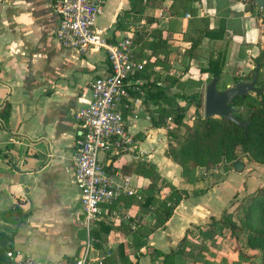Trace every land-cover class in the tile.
Here are the masks:
<instances>
[{"label": "crops", "instance_id": "obj_1", "mask_svg": "<svg viewBox=\"0 0 264 264\" xmlns=\"http://www.w3.org/2000/svg\"><path fill=\"white\" fill-rule=\"evenodd\" d=\"M171 3L172 0H164L148 8L149 16L154 18L151 26L160 29L168 41V54L158 55L163 63L154 64V70L172 75L174 67L183 65L182 56L187 60L184 70L188 65L190 70L196 55L205 59V67L212 49L209 44L217 48V44L226 41L204 38L190 55L187 51L191 43L186 35L193 20L205 19L210 29L217 26L218 0H194L191 6L196 16L189 11L180 16L169 15L166 8ZM228 3L229 17L239 22L237 32L228 29V48L231 41H238L244 51L252 50L255 44L247 38L251 33L248 22L254 19V9L261 11L260 7L251 10L246 0ZM130 7V0L104 1L97 21L104 35L118 36L117 17ZM57 24L53 0H0V232L8 239L5 246L11 245L12 250L36 261H49L78 258L89 244L87 254L92 264L98 259H102V264H125V257L128 264H164L161 252H169L187 231L208 222L224 196H229V190L239 191L234 182L237 176L229 174L232 177L225 179V184L212 183L213 180L206 184L207 178L199 174L202 167H197L188 180L183 168L166 154L167 128L172 124L168 120L165 125L153 124V120H159V108L164 103L146 97L140 86L142 92L135 95L142 100L139 112L136 116L127 114L136 148L120 163L152 164L160 176L158 191L154 193L158 200L169 203L168 184L187 194L182 193L170 217L160 226L155 225L157 203L145 208L141 201L123 202L116 217L103 221L110 225V231L100 234L101 244L96 246L83 226L71 163L78 134L74 114L89 103L93 79L105 74L109 64L103 52L80 53L62 47L55 36ZM257 54L249 56L254 58ZM184 70L174 76L179 82L190 75H184ZM176 85L165 81L166 90ZM192 108L194 113L195 107ZM129 174L139 190L147 189L150 177L137 171ZM192 176L196 177L195 182ZM120 243L123 256L117 249Z\"/></svg>", "mask_w": 264, "mask_h": 264}, {"label": "trees", "instance_id": "obj_2", "mask_svg": "<svg viewBox=\"0 0 264 264\" xmlns=\"http://www.w3.org/2000/svg\"><path fill=\"white\" fill-rule=\"evenodd\" d=\"M164 0H130V8L122 11L117 17V24L115 31H117L121 25V16H127L130 14H142L146 8H153L157 2ZM194 0H172V3L166 8V12L172 16H180L184 12L189 11L196 16L195 8L191 6ZM249 2L251 10L256 5L253 0H246ZM54 2V0H53ZM218 24L216 27L210 29L207 21L201 19L196 22H191V27L186 35L187 39L190 40L191 46L187 53L197 49L204 38L211 41H226L222 47L209 44V55L207 56V64L201 68V72L207 73L209 76L217 77L218 80L221 78L224 72V65L228 57L229 48V32H237L239 22L235 17H229L230 9L228 6V0H218ZM263 23L264 18L260 11ZM148 23L151 24L153 21L152 16H148ZM151 40L147 46H142L143 50H149L148 54H138L136 58L138 60H145L144 70L137 73L135 76L144 79V83L141 85L146 97L153 99L155 103H159L160 100L164 103L159 108V120L154 121V125H165V119H173V122L177 126L173 130H168V147L166 154L174 162L179 164L183 168V172L190 177L197 167L212 168L220 162H228L235 158V151L237 147L241 148L244 155H248L255 161L264 163V85L259 86V73L264 67V48L260 49L258 54L253 58L254 66L252 69V76L254 71H257L256 76V88L258 89L254 93L258 98H254L251 92L243 96H235L232 100L231 105L236 109L234 115L246 122L245 131L242 127L237 125L235 122L225 119L223 117H210L205 118L200 113L202 106V95L200 94H189L185 95H174L169 96L166 94L167 87L165 82L160 81V72L154 70V64L163 63L158 59L159 54H168V41L166 37L162 36L160 29H154L152 32ZM115 34L112 35V38ZM133 46L136 43L133 39ZM242 49V48H240ZM239 49V50H240ZM244 51V50H243ZM152 56L156 58L151 59ZM153 76V78H151ZM170 82L173 84H179L177 77H170ZM211 78V79H212ZM217 80V82H218ZM217 86V85H216ZM218 88V87H217ZM219 89V88H218ZM134 95H140L138 91L131 90ZM176 97L185 100V104L193 105L195 107V117L191 125L185 124L183 121L184 113L187 109L184 105H180L176 101ZM173 104V107L168 105ZM245 107V109H243ZM245 110V113H244ZM124 117L130 113L129 109L122 110ZM174 113V117L171 119V114ZM183 127L182 133L179 132V128ZM240 162V161H236ZM234 162V164L236 163ZM234 164H232L234 166ZM122 171L129 173L137 171L141 174L150 177L151 182L145 191H141V204L145 208H149L153 203H157L158 206L155 210L156 222L155 225H161L171 215L174 207L182 198V193L187 194L186 191L182 190L179 192L173 185H170L171 193L168 196V201L158 200L154 197V193L158 191V184L160 176L155 172L152 164L136 161L135 163H127L122 166ZM190 174L188 175V173ZM163 183V181H162ZM248 195V194H247ZM246 197V196H244ZM133 198L125 199L124 203L130 204ZM242 209V222L236 221L231 213L227 214L225 219V225L232 235L236 237L238 232H246L247 244L252 248H260L262 252L261 264H264V191L252 194L248 199L247 203L241 206H237ZM23 220L21 219V222ZM214 223L216 221L213 219ZM211 221V222H212ZM221 223V224H222ZM214 226V225H210ZM110 231V225L103 221L96 222L91 228V238L95 242L96 246H100V234L108 233ZM188 232L182 237L180 242L175 248L169 252L162 253L164 264H177L175 257L177 254L182 253V249L188 242ZM8 239L3 232H0V264H9L8 259L5 256V252L11 249V245H7ZM120 256H123V245L118 244ZM127 259V260H126ZM125 264L130 263L127 257L124 258ZM89 264H92L89 262Z\"/></svg>", "mask_w": 264, "mask_h": 264}, {"label": "built area", "instance_id": "obj_3", "mask_svg": "<svg viewBox=\"0 0 264 264\" xmlns=\"http://www.w3.org/2000/svg\"><path fill=\"white\" fill-rule=\"evenodd\" d=\"M104 1L53 2L58 17L55 36L60 45L80 53L103 52L109 64L105 74L93 79L89 103L74 114L78 134L71 163L87 233L96 222L116 217L125 199H142L131 174L122 171L120 159L136 148L122 110L129 109L134 116L139 112L142 100L131 90L142 92L144 79L135 75L144 70L146 61L136 58L132 33L114 38L103 34L97 21ZM88 247L72 260L36 261L12 249L6 250L5 256L9 264H89ZM96 264H102V259Z\"/></svg>", "mask_w": 264, "mask_h": 264}, {"label": "rangeland", "instance_id": "obj_4", "mask_svg": "<svg viewBox=\"0 0 264 264\" xmlns=\"http://www.w3.org/2000/svg\"><path fill=\"white\" fill-rule=\"evenodd\" d=\"M150 9L146 8L142 14H130L127 16H121V25L117 30L118 36H122L127 33H132L134 42L136 43L135 52L136 55L148 54L149 50H143L141 47L147 46L148 42L151 40L152 32L155 29L148 23V16ZM254 19L248 22V29L251 33H248L247 38L252 40L255 47L252 50L243 51L239 50V42L231 41L229 43V53L224 65V72L221 78L217 82V87L219 89H225L229 85L234 84L238 80H250L252 78V69L254 66L253 57L249 54H257L258 50L264 48V23L260 19V10L254 9L253 11ZM217 46L222 47L223 43L217 44ZM241 48V47H240ZM208 45H206L205 50L208 51ZM250 52V53H249ZM248 55V56H247ZM204 56V55H203ZM207 56V55H205ZM204 56V57H205ZM181 62L183 65L174 67V73L172 75L162 72L160 74V81L163 83L166 80H170V77L179 76L180 72L184 70L185 63L187 60L182 56ZM196 61L193 63L192 69L189 70L190 65L187 66V70L183 72L189 73L179 84L175 87L166 90L170 95H189V94H200L202 95V106L199 109L202 116H204V93L205 87L211 80L205 72H201V68L205 65V59L200 55H196ZM161 60V57L159 58ZM258 85H264V67L259 73ZM254 98H258L254 92H251ZM180 101L185 102V100ZM176 101H179L177 100ZM173 107V104L168 105ZM187 107L184 113L185 124H190L194 121L195 113H193V106L184 105ZM188 107H191L188 110ZM245 109V107L243 108ZM245 113V110H244ZM174 117V113L171 114V119ZM172 124V127L167 128L168 130H173L177 126L173 122V119H165V124L168 122ZM183 127L179 128V132L182 133ZM162 131L161 134H164ZM235 158L231 161L220 162L212 168L199 169V174L201 177H206V184L212 183L222 184L224 180L227 181L229 174L237 176L234 182L238 184L239 191L229 190V196H224L219 209L216 211L214 216L210 217V220L201 226H197L188 232V242L182 249V253L177 254L175 261L177 264H261L262 261V250L260 248H252L247 244L246 232H238L237 236L231 234L230 230L224 226L226 215L231 213L233 218L242 222V209L236 207L247 203V199L252 195L260 191H264V163L255 161L248 155H244L240 147L236 148ZM240 161L243 163L241 170L234 168L232 164L234 162ZM188 180L191 177H186ZM196 181V177L192 176ZM225 184V183H224ZM227 184H229L227 182ZM195 190V189H193ZM236 192V193H235ZM241 193V194H240ZM226 194V192H225ZM248 194V195H247ZM246 196V197H244ZM215 220L216 223H214ZM212 221V222H211ZM224 225H223V223ZM222 223V224H221ZM214 225V226H210Z\"/></svg>", "mask_w": 264, "mask_h": 264}, {"label": "water", "instance_id": "obj_5", "mask_svg": "<svg viewBox=\"0 0 264 264\" xmlns=\"http://www.w3.org/2000/svg\"><path fill=\"white\" fill-rule=\"evenodd\" d=\"M253 2L260 7L264 18V0H253ZM256 76L257 71L255 70L250 80H238L225 89H218L216 86L218 78L213 77L205 87L204 117H223L235 122L245 131L246 122L238 119L234 115L236 109L231 103L235 96H243L249 92H255L258 90L255 85ZM242 167V162H236L234 164V168L237 170H241Z\"/></svg>", "mask_w": 264, "mask_h": 264}]
</instances>
